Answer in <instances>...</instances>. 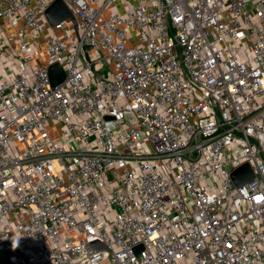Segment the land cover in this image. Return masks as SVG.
I'll return each instance as SVG.
<instances>
[{"label":"built area","instance_id":"2783aa9c","mask_svg":"<svg viewBox=\"0 0 264 264\" xmlns=\"http://www.w3.org/2000/svg\"><path fill=\"white\" fill-rule=\"evenodd\" d=\"M54 1L0 0V253L264 264V0Z\"/></svg>","mask_w":264,"mask_h":264},{"label":"water","instance_id":"95a60500","mask_svg":"<svg viewBox=\"0 0 264 264\" xmlns=\"http://www.w3.org/2000/svg\"><path fill=\"white\" fill-rule=\"evenodd\" d=\"M60 9V13H58V18L56 19V21L53 19L52 15ZM46 14H47V18L49 19V21L52 23V24H55L59 21H62L66 18H71V14L70 12L67 10V8L64 6V4L60 1V0H55L47 9L46 11ZM55 21V22H54ZM90 49V47H85V51H88ZM53 67H56V66H53ZM51 69V68H50ZM51 73V71H50ZM241 172H245L247 177H246V180H249L251 178V174L249 172V169L247 166H244L243 168H241L240 170L236 171L234 174H233V179L235 181H237V183H243L244 181L242 182H239L238 179H237V176L238 174H240Z\"/></svg>","mask_w":264,"mask_h":264},{"label":"trees","instance_id":"16d2710c","mask_svg":"<svg viewBox=\"0 0 264 264\" xmlns=\"http://www.w3.org/2000/svg\"><path fill=\"white\" fill-rule=\"evenodd\" d=\"M0 264H10L7 261V255L4 253H0Z\"/></svg>","mask_w":264,"mask_h":264},{"label":"rangeland","instance_id":"374dc122","mask_svg":"<svg viewBox=\"0 0 264 264\" xmlns=\"http://www.w3.org/2000/svg\"><path fill=\"white\" fill-rule=\"evenodd\" d=\"M60 11V9L59 10H57L53 15H52V17H53V19L56 21V19L58 18V13H60L59 12ZM58 14V15H57ZM54 21V22H55ZM58 74V77L61 79L62 77H63V73L61 72V71H59V73H57ZM58 82V81H57Z\"/></svg>","mask_w":264,"mask_h":264},{"label":"crops","instance_id":"0c3cea01","mask_svg":"<svg viewBox=\"0 0 264 264\" xmlns=\"http://www.w3.org/2000/svg\"><path fill=\"white\" fill-rule=\"evenodd\" d=\"M50 71H51V75L55 73H59V69L57 67H51Z\"/></svg>","mask_w":264,"mask_h":264}]
</instances>
